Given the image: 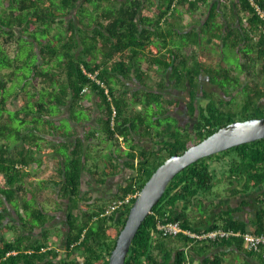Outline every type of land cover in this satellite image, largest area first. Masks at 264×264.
<instances>
[{
  "label": "trees",
  "instance_id": "16d2710c",
  "mask_svg": "<svg viewBox=\"0 0 264 264\" xmlns=\"http://www.w3.org/2000/svg\"><path fill=\"white\" fill-rule=\"evenodd\" d=\"M202 1L206 0H181L190 8ZM257 1L264 8V0ZM219 2L209 3V22L216 18ZM242 2L250 16L242 28H226L224 38L245 57L242 66L246 80L228 67L209 66L199 59L191 64V56L179 49L168 48L160 54L159 41L163 39L167 45L169 38L149 24L153 21L144 0H0V264H108L135 200L123 202L127 194L136 188L140 191L166 158L220 127L238 119L264 117V34L254 40L259 19L248 1ZM160 17L155 20L159 22ZM223 29L214 28L218 33ZM194 36L198 38L197 33L187 32L191 42L198 41ZM144 61L148 71L143 68ZM153 64L157 65L156 72L170 70L172 88L187 94L164 98L161 93L137 90L132 99L141 101L147 96L144 105L153 103L154 112L146 106L145 112H137L131 119L123 117L128 110L126 80L136 77L146 85ZM203 73L220 93L203 87L199 95ZM157 84L168 86L164 80ZM241 91L244 95L238 96ZM91 93L103 114L97 120L99 126L89 131L86 128L81 135L73 128L65 130L61 122L65 116L84 123L76 110L89 109L83 101ZM180 101L185 103L189 117L185 124L172 112ZM11 102L16 106L10 107ZM127 122L153 128L154 133L148 134L164 138L162 146L141 150L136 175L115 200L105 207L82 209L80 202L89 199L81 189L86 150L98 141H93L98 131L109 140L126 139ZM61 146L66 148L64 153L59 151ZM44 153H51L59 165L36 180L35 171L43 163L40 154ZM33 164L36 167L32 168ZM220 165L233 193L246 194L264 186V138L201 158L176 174L140 225L125 264H187L192 250L220 242L194 241L183 232L163 235L157 227L158 222L178 220L183 229L195 230L189 206L211 194L213 179L221 174L217 171ZM50 187L56 191L52 197L57 204L51 206H58L57 210H47L42 203L52 200L45 196ZM248 199L242 204H249ZM59 200L68 201L64 242L59 227L54 234L51 226L56 211L62 209ZM113 203L118 207L105 213ZM253 203L259 207L252 231L261 233L264 196L254 198ZM227 214L226 227L243 228L230 212ZM215 226L216 222L210 227ZM208 262V257L202 260V264Z\"/></svg>",
  "mask_w": 264,
  "mask_h": 264
},
{
  "label": "crops",
  "instance_id": "0c3cea01",
  "mask_svg": "<svg viewBox=\"0 0 264 264\" xmlns=\"http://www.w3.org/2000/svg\"><path fill=\"white\" fill-rule=\"evenodd\" d=\"M212 1L213 0L202 1L195 8H190V4L182 3L181 0H144V4L147 8V15L150 20L153 21V23H148L152 24V27L154 25V27L160 28L163 35L169 38L168 44L166 45L162 41L163 39L158 37L159 40L161 39L160 41L158 40L161 45L160 54L166 52L168 48L179 49L182 53L191 56V64H194V62L199 59V61L202 60L204 64L209 66L228 67L233 69V74H240L244 80L243 76L246 75V69H243L242 65L245 57L239 49H234L230 46L231 41L224 38V35L226 34V28H229V30L227 29L228 31H230L231 28L235 30L242 28L250 15L243 9L242 0H220V7L218 8L216 18L211 20L212 22H209L208 5ZM162 11L164 14L160 17ZM158 17H160L159 22L155 20ZM220 26L224 28L223 33H218L214 30V28H219ZM188 31L197 33L198 38L196 36L194 37L197 38L196 40L198 41L191 42L187 37ZM214 33H217L215 37H213ZM241 46H245V44L241 43ZM224 47H228L232 50L236 62L232 63L231 61H227L225 54L222 52ZM192 56H195V58ZM167 59H170V57H167ZM143 63V68L148 71L149 65L147 61ZM156 68L157 65L153 64L148 72L152 75L147 79L148 83L144 86L139 83L140 81L136 77L126 80L127 87L125 89L129 91L125 98L128 103V110L123 112V117H129L131 119V117L133 118V115L138 112L137 110L140 112V109L142 112H145L147 108H150L149 111L151 113L154 112L155 105L153 103L150 107L144 105V102L148 98L147 96L142 98L143 101L132 99V94L137 90H141V93L147 91L161 93L164 98H171L176 95L180 96L181 93H186V91L180 92V89L172 88V83H169L170 70L165 73H159L155 71ZM162 80H164L165 84H168V86H158L157 82ZM200 80L208 82V87L213 86L209 83V77L204 73L201 75ZM200 87L199 95L201 96L204 84L202 83ZM204 89L207 91L213 90L219 93L221 92L220 88L216 85L210 89ZM171 90H173L172 93L175 95H172V93L170 94L169 91ZM88 98L89 99L86 98L83 101L85 106L89 107L87 112H89L90 121L88 122L92 124V127L97 128L99 126V121L97 120H99L103 114L98 107L96 95L91 93ZM175 98H178V96ZM134 102H136L137 105H134ZM184 107L185 103L180 101L176 108L184 109ZM151 117L152 120L155 121L154 116L151 115ZM137 123L135 125L130 122L126 123L127 126H130L126 139H124L123 136H120L118 140L115 141L105 138V141L98 140L95 142L96 144L92 143L90 148L86 150L88 160L85 163L82 175L81 189L86 198L89 199L80 202L82 209H86L87 207L95 208V206L105 207L111 201L115 200L130 178L136 175L141 150H157L162 146L161 142L164 138H154L153 135L148 134L149 132L152 134L154 133L153 128L149 129L147 126H139V123ZM75 126L78 131L76 135H81L87 128L85 125L79 126L78 123ZM40 156H43L41 157L43 163L42 166L35 171L36 180H40L59 165L57 158H53L51 153L40 154ZM216 160L217 159H215V161ZM34 167H36V165L33 164L32 168ZM217 176L219 175L217 174ZM98 178L101 180H98ZM220 178L222 177L217 178V186H213L211 194L207 196L206 199L200 197V203L194 202L189 206L188 212L190 213L192 228L195 230L212 228L210 226L215 222L218 226H225L224 218H226L228 215L227 213L230 212L233 218L241 223L244 230H252L255 226V211L256 208L259 207L258 204L256 205L253 203V199L264 196V186L257 188L253 192L250 191L246 194H237L233 193L234 188L230 186L227 180L222 181ZM220 182L222 183L220 184ZM51 187L46 189V192L53 194L56 191ZM247 198H249V204L243 205L242 202L247 200ZM67 202L68 201L64 202L59 200L62 209L56 211V215L54 214L55 219L51 222V226L54 228V234H56L59 229L62 232L60 240L63 242L67 230L65 222ZM53 207L57 210L58 206ZM233 208L235 209L233 210ZM179 209L181 208L179 207ZM54 225H56V227ZM243 228L241 227L240 229ZM59 245L63 246L61 244ZM203 245L204 244H201L199 246ZM198 249L199 250L196 251L192 250L190 253V264H202V260L205 257L209 259L207 264H264L262 255L245 251L238 239H235L233 242L220 241L212 244L210 248L205 247Z\"/></svg>",
  "mask_w": 264,
  "mask_h": 264
},
{
  "label": "water",
  "instance_id": "95a60500",
  "mask_svg": "<svg viewBox=\"0 0 264 264\" xmlns=\"http://www.w3.org/2000/svg\"><path fill=\"white\" fill-rule=\"evenodd\" d=\"M264 138V117L235 120L181 153L166 158L152 173L132 203L109 256L108 264H125L132 241L146 216L163 196L169 182L195 161L228 148Z\"/></svg>",
  "mask_w": 264,
  "mask_h": 264
},
{
  "label": "built area",
  "instance_id": "2783aa9c",
  "mask_svg": "<svg viewBox=\"0 0 264 264\" xmlns=\"http://www.w3.org/2000/svg\"><path fill=\"white\" fill-rule=\"evenodd\" d=\"M249 6L252 8L253 13L258 17L259 21L256 25V30L253 33L254 40L264 34V8L258 3L257 0H247ZM93 76V75H92ZM100 82V80H98ZM137 188L127 194L124 198L125 203L131 202L132 198H136L139 194ZM118 207V203L110 204L105 213H109ZM158 230L163 235H177L181 232L192 238L194 241L206 240H226L230 238L238 239L244 249L252 252H259L264 256V232L257 233L252 230H243L240 228H232L226 226H215L202 230L183 229L180 221L168 220L158 222ZM187 264H190L189 262Z\"/></svg>",
  "mask_w": 264,
  "mask_h": 264
},
{
  "label": "rangeland",
  "instance_id": "374dc122",
  "mask_svg": "<svg viewBox=\"0 0 264 264\" xmlns=\"http://www.w3.org/2000/svg\"><path fill=\"white\" fill-rule=\"evenodd\" d=\"M222 52L225 54V56H226V59H227V61H231L232 63H234V62H236V58L233 56V53H232V50L230 49V48H228V47H224L223 48V50H222ZM235 58V59H234ZM246 74V73H245ZM243 78H244V80H246L247 79V75H244L243 76ZM204 84V88H206V89H210L211 87H214V85L213 86H207L208 85V82H204L203 83ZM210 84H212V83H210ZM213 89H215V88H213ZM172 91L173 90H171V91H169L170 92V94L172 93ZM182 94V93H181ZM184 94H187V93H184ZM172 95H175V94H173L172 93ZM244 94L242 93V91L239 93V95L238 96H243ZM179 96V95H178ZM173 97H176V96H173ZM17 102H19V99L17 100L16 99V104H17ZM203 102H205V100H203ZM262 102L264 103V100H262ZM16 104H13L12 102L11 103H9V106L10 107H15L16 106ZM134 105H137V103L136 102H134ZM178 110H181V108H178ZM138 112H139V110H137ZM140 113H143L142 111H141V109H140ZM76 115H77V117H78V119H81V120H83V124H79V126H87V130L86 131H89V130H94V128L95 127H92V124L91 123H89L88 121H90V116H89V112H87V109H81V108H79L78 110H76ZM94 117V116H93ZM168 121H170V118L169 119H167ZM172 120V119H171ZM238 120H241V119H238ZM173 121H175V120H173ZM62 122V127H65V130H70V129H72V128H74L75 129V131H77V129H76V124H77V122H75V121H72V120H70L67 116H65L64 118H63V120L61 121ZM175 123H176V121H175ZM138 124V123H137ZM183 124H185V122L183 123ZM77 133H78V131H77ZM97 136H96V138L95 139H93V141H97V140H103V141H105V138H106V135H105V133H103V131H98L97 132ZM91 140H92V138H91ZM94 144H96L95 142H94ZM59 151L61 152V153H64L65 151H66V148H64L63 146H61L60 148H59ZM89 152V151H88ZM217 156H214V158H216ZM223 161H225V160H223ZM223 165V164H222ZM221 165L218 167V173H221L222 172V170H221ZM224 176V173H221V174H219V176H215L214 177V179H213V181H215L214 182V185H216L217 184V178H219V177H222V178H220V179H222V181H226V179L223 177ZM222 182H220V184H221ZM217 186V185H216ZM215 186V187H216ZM219 187V186H218ZM53 194H50V193H45V196L46 197H50L51 198V196H52ZM49 199V198H48ZM48 199H46L45 200V202H42L43 203V205L45 206V208L47 209V210H53V206H51V204H57V202H55L54 200H53V197L51 198L52 200H48ZM52 201V202H51ZM56 223V222H55ZM52 229H54L53 228V226H52ZM8 236L10 235V232L7 234Z\"/></svg>",
  "mask_w": 264,
  "mask_h": 264
},
{
  "label": "flooded vegetation",
  "instance_id": "af4514ba",
  "mask_svg": "<svg viewBox=\"0 0 264 264\" xmlns=\"http://www.w3.org/2000/svg\"><path fill=\"white\" fill-rule=\"evenodd\" d=\"M172 112H173V115L176 116L180 120L181 123L188 122L189 117L187 114L186 105L184 109L178 110V108H175Z\"/></svg>",
  "mask_w": 264,
  "mask_h": 264
}]
</instances>
